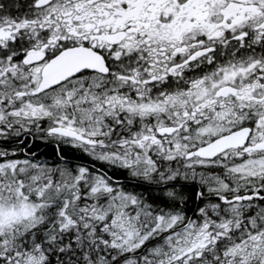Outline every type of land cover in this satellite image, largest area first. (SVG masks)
Listing matches in <instances>:
<instances>
[{"label":"snow or ice","instance_id":"1","mask_svg":"<svg viewBox=\"0 0 264 264\" xmlns=\"http://www.w3.org/2000/svg\"><path fill=\"white\" fill-rule=\"evenodd\" d=\"M0 264H264V0H0Z\"/></svg>","mask_w":264,"mask_h":264},{"label":"trees","instance_id":"2","mask_svg":"<svg viewBox=\"0 0 264 264\" xmlns=\"http://www.w3.org/2000/svg\"><path fill=\"white\" fill-rule=\"evenodd\" d=\"M36 143L39 145L38 152H50L51 151L50 147L49 148H45L43 142L37 141Z\"/></svg>","mask_w":264,"mask_h":264}]
</instances>
